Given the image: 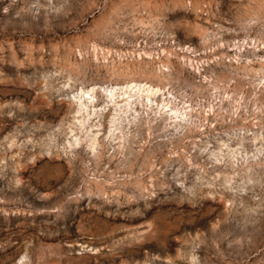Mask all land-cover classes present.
Returning a JSON list of instances; mask_svg holds the SVG:
<instances>
[{"label": "rangeland", "instance_id": "374dc122", "mask_svg": "<svg viewBox=\"0 0 264 264\" xmlns=\"http://www.w3.org/2000/svg\"><path fill=\"white\" fill-rule=\"evenodd\" d=\"M0 264H264V0H0Z\"/></svg>", "mask_w": 264, "mask_h": 264}]
</instances>
